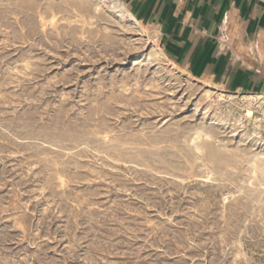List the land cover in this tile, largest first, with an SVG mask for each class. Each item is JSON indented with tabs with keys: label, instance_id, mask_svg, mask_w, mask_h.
Here are the masks:
<instances>
[{
	"label": "rangeland",
	"instance_id": "374dc122",
	"mask_svg": "<svg viewBox=\"0 0 264 264\" xmlns=\"http://www.w3.org/2000/svg\"><path fill=\"white\" fill-rule=\"evenodd\" d=\"M126 20L0 0V264H264V124Z\"/></svg>",
	"mask_w": 264,
	"mask_h": 264
},
{
	"label": "crops",
	"instance_id": "0c3cea01",
	"mask_svg": "<svg viewBox=\"0 0 264 264\" xmlns=\"http://www.w3.org/2000/svg\"><path fill=\"white\" fill-rule=\"evenodd\" d=\"M115 1L174 69L226 94L264 96V0Z\"/></svg>",
	"mask_w": 264,
	"mask_h": 264
},
{
	"label": "bare ground",
	"instance_id": "6f19581e",
	"mask_svg": "<svg viewBox=\"0 0 264 264\" xmlns=\"http://www.w3.org/2000/svg\"><path fill=\"white\" fill-rule=\"evenodd\" d=\"M100 1V0H99ZM103 1H107L111 7L115 10V12H117L118 14H121L122 15V10H121V5H118V3L115 1V0H103ZM100 7V6H99ZM110 9V8H109ZM123 16V15H122ZM127 17V18H126ZM123 18H126L128 19V21L130 22L131 25L133 26H138L139 27V31L144 34V30L143 28L137 23V21L135 19H133L130 15H127V16H123ZM121 19V18H120ZM127 21V20H126ZM139 32V33H140ZM155 45V43H154ZM153 46V45H152ZM155 49H156V55L157 56H160V57H163L161 51L159 50V48L155 45ZM155 53V52H154ZM167 60V59H166ZM171 63V62H170ZM182 71V70H181ZM181 73V72H180ZM189 76V74H187ZM201 83V82H200ZM216 87V86H215ZM214 93V92H213ZM218 93V92H217ZM206 95V94H205ZM204 95V96H205ZM236 95V94H235ZM240 96V95H239ZM204 98V97H203ZM216 98V97H215ZM226 99V98H225ZM221 100V99H220ZM237 100V99H236ZM239 100H241L243 102V112L242 114L240 115L241 119L244 118L246 119L247 121L249 122H252L253 124V127L254 129H259L261 130L262 129V126H261V123L259 122V118L257 116H255V111H261L263 112V109H264V96L263 95H255V96H252V95H248V96H241L239 98ZM228 101V100H227ZM241 102V103H242ZM212 104V102H211ZM219 105V104H218ZM235 106V105H234ZM222 107V106H221ZM220 107V108H221ZM228 107V106H227ZM225 108V107H224ZM217 109V108H215ZM207 111V110H206ZM224 111V109H223ZM228 112V111H227ZM217 113V112H216ZM230 114V113H229ZM237 114V113H236ZM214 115V114H213ZM220 115V114H219ZM17 116V115H16ZM231 117V116H229ZM221 119V118H220ZM233 119V118H232ZM240 120V119H239ZM238 120V121H239ZM224 121H226V119H224ZM234 121V120H233ZM222 123V121H220ZM237 122V121H236ZM224 123V122H223ZM230 123V122H229ZM240 123V122H239ZM228 124V123H227ZM20 125V124H19ZM233 125V124H232ZM240 125V124H239ZM17 126V125H16ZM235 126V125H234ZM231 127V126H230ZM252 127V126H251ZM236 128V127H235ZM244 128V127H243ZM245 130V129H244ZM233 131V130H232ZM238 131V130H237ZM248 131V130H247ZM255 131V130H254ZM235 133V132H234ZM243 134V133H242ZM250 134V133H249ZM246 135V134H245ZM202 136V134H201ZM248 137V136H247ZM206 138V137H205ZM250 139V138H249ZM197 137H196V141H197ZM198 142V141H197ZM198 144V143H197ZM200 148V147H198ZM201 150V149H200ZM222 150V149H221ZM219 153V152H218ZM214 154V153H213ZM211 155V154H210ZM218 156V155H217ZM261 157V156H260ZM209 158V157H208ZM264 158V156H263ZM210 159V158H209ZM221 161V160H220ZM218 162V161H217ZM211 164V163H209ZM256 168V167H255ZM207 171V170H206ZM264 171V169H263ZM209 174V173H208ZM211 174V173H210ZM214 173H212L213 175ZM253 174L255 175L256 174V169H253ZM261 176V175H260ZM253 179V178H252ZM254 180V179H253ZM252 180V181H253ZM250 182V181H249Z\"/></svg>",
	"mask_w": 264,
	"mask_h": 264
},
{
	"label": "built area",
	"instance_id": "2783aa9c",
	"mask_svg": "<svg viewBox=\"0 0 264 264\" xmlns=\"http://www.w3.org/2000/svg\"><path fill=\"white\" fill-rule=\"evenodd\" d=\"M256 115L260 119L259 122L261 123V126L263 127V124H264V109H263V112H257Z\"/></svg>",
	"mask_w": 264,
	"mask_h": 264
}]
</instances>
